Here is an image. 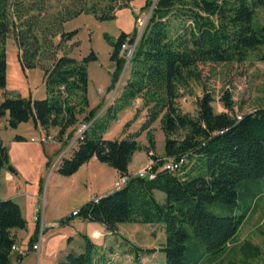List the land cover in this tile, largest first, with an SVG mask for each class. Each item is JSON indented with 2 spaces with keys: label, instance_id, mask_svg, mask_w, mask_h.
<instances>
[{
  "label": "trees",
  "instance_id": "1",
  "mask_svg": "<svg viewBox=\"0 0 264 264\" xmlns=\"http://www.w3.org/2000/svg\"><path fill=\"white\" fill-rule=\"evenodd\" d=\"M77 6L64 7L58 24L80 13H91L98 20L114 18L115 11L129 6L131 0L103 1L104 7L85 0H76ZM91 1V0H90ZM115 3L116 4L115 6ZM7 0H0V88L5 85V53L2 46L8 31ZM264 6V0H144L140 9L149 8V15L140 34L135 26L129 32L120 31L115 37L103 33L110 45L108 59L112 63L107 90L113 88L123 68L120 45H132L128 58V72L117 95L97 115L99 104L87 108V64L96 60L90 49L80 58L62 53L55 55V47L46 45L41 50L38 39L29 31L16 32L17 60L21 69L39 67L45 90L43 98L30 96H3L0 99V117L6 115V125L16 127L30 120L34 126L56 127V137L67 140L73 136L78 116L88 123L68 157H61L56 172L68 176L92 156L112 167L118 176H128L124 184L89 199L81 204L74 217L95 222L110 232L122 222L158 223L164 230V241L157 248L164 254V264H198L205 254L223 252L231 242L244 212L235 214V184L240 180L264 177V104L236 118L228 90L220 96L223 111L215 112L209 91L203 90L195 99V112L188 114L177 106L179 90L188 80L198 78L197 65L201 63L242 62L248 54L264 62V21L253 24L254 8ZM130 8V6L128 7ZM58 26V27H59ZM76 29L58 30L59 41H67ZM58 45V43L56 44ZM52 46V47H51ZM41 59L48 63L41 64ZM134 99L140 100L145 110L144 120L137 130L121 137L102 136L109 120L125 109ZM158 120L163 133V155L186 157L175 171L161 167L162 159L154 154V139L150 125ZM124 125H127L125 122ZM145 132L146 144L136 137ZM14 140H23L14 135ZM144 150L151 160L154 176L130 175L127 164L135 151ZM14 172L8 161L7 148L0 139V169ZM164 194L159 202L153 195ZM226 207L227 214H217L210 206ZM25 220L12 199H0V264H10L11 246L15 243L12 229L24 228ZM186 226L192 232L188 240ZM38 226L34 228V236ZM79 252L67 251L56 264H92L97 245L81 235ZM126 251L136 259L156 248H142L122 238ZM187 240V242H186ZM246 245L248 244L245 243ZM257 248V247H256ZM258 253V250L255 251ZM21 254H17L19 258Z\"/></svg>",
  "mask_w": 264,
  "mask_h": 264
},
{
  "label": "rangeland",
  "instance_id": "2",
  "mask_svg": "<svg viewBox=\"0 0 264 264\" xmlns=\"http://www.w3.org/2000/svg\"><path fill=\"white\" fill-rule=\"evenodd\" d=\"M153 1L154 0H151V3ZM143 2L144 0H131L129 2L130 8H128V6L116 10L114 18L112 19L98 20L91 13H80L59 26V18L56 15L58 14V16H60L64 11V7L71 9L77 6L78 2L76 0H7L6 14L8 31L2 43L6 62L5 85L3 88H0V99H2L4 95H19L22 97L31 95V98H39L43 95L44 85L41 78L42 70L39 67H34L30 68V71L26 74L21 69L17 60L18 49L14 41V35L16 32L29 30L38 39V44H41V50H48L46 46L48 44L56 46L54 50L57 56L64 53L78 59L87 54L90 49L95 53L96 60L87 64V71L89 74L88 98L90 102H93L94 96L96 97V95H98L96 88H103V97L100 98L101 100L97 103L99 104L97 115L103 113L105 107L111 102L112 98L117 95L121 84L127 76L128 59L124 60L123 68L113 88L107 90L105 85L109 84L110 72L112 70V63L108 59L111 47L103 39L102 34L106 33L113 38L120 31L129 32L133 26L137 28L138 33L141 27H143L150 10L149 8L140 9ZM85 3L87 6L94 3L98 8H102L105 5L103 1L99 2L96 0H85ZM116 4L118 3H115V6ZM136 16H140L142 19L141 21L144 20V23L141 25L135 23ZM263 21L264 6H258L254 8L253 24H261ZM59 29L63 31L76 29V33L69 40L60 42L57 34ZM57 43L58 45H56ZM40 62L41 64H46L48 60L41 59ZM197 70L198 78L189 79L187 86L179 90L176 103L181 111L191 115L194 114L195 99L201 95L203 90H207L211 93L213 98L211 105L215 112L224 110L219 99L224 90L230 92L233 102V111L237 114L251 111L255 107L264 104V62L256 60L252 54H248L247 58L239 63H201L197 65ZM139 106L140 100L134 99L129 106L117 113L115 119L109 120L107 127L109 130L106 129V132L104 131L106 133L104 137H120V133L137 130L140 123L144 120L145 115V110L140 109ZM82 116L83 114H80L78 119L80 118L81 120ZM3 117L6 118L7 116L4 115L0 117V139L6 146L11 161L20 168L22 177L26 180V191L35 193L37 190V175L44 169L45 155L41 152V148L44 147L47 151H51L50 147L54 145L55 140H49L52 137L48 136L49 139L44 142L30 141L28 138L27 142L13 141V135L18 132L7 125H3L6 124ZM82 122L86 123L81 121L79 124ZM125 122L127 125H124ZM150 133L154 139V154L159 159L165 158L163 155V133L160 129L158 120H155L150 125ZM64 136L65 135L61 138H63V142L66 144L68 140ZM55 138H57L56 135ZM136 139L140 145H145V132H141ZM139 151L143 152L136 151L134 153L136 162L139 160L141 161L144 154L147 161L143 166L135 170V172L142 170L151 162L155 163L144 150ZM59 153L56 152L48 156L50 162L46 170L52 169L55 165V158ZM104 166L109 168L107 165ZM134 173L128 174L133 175ZM108 179L109 177H107V181ZM20 180V183L23 184V180ZM11 185L12 182L2 180L0 194L3 195L1 191L4 187L10 192ZM43 188L44 182L35 203V208L38 212L42 205L41 198ZM235 190L236 198L232 211L235 214L244 212L245 217L241 221L227 248L220 253L203 255L199 259L198 264H264V177L251 180H240L236 182ZM92 197L90 199H92ZM154 197L159 202L164 200V194L160 191H156ZM76 202L77 201L72 200L70 205L75 206ZM59 207L61 208L62 205ZM210 210L217 214L229 213V209L226 207H217L216 205L210 206ZM39 221L43 220L38 218L37 226ZM90 223L91 222L77 221L73 227H64L61 229L57 228V224L56 231L62 233L64 235L63 239L65 240L68 236L66 234L67 231L68 233H72L77 229L88 233V224ZM118 224L120 233L129 235L128 237L132 239V244L136 246L157 247L164 241V230L162 228L160 231L161 225L158 223L122 222ZM145 231L147 233L142 235ZM186 231L188 233V240H190L192 238V232L189 226H186ZM151 233L154 235L152 236ZM80 242L81 239L77 235L71 242L73 252H78L80 250L79 247H77ZM247 242L248 244L246 245L245 243ZM55 244L57 243H52V245L56 246ZM18 246L21 249L23 246H26V242L19 241ZM256 250H258L257 254L255 253ZM16 254L17 251L10 254V264H33V257L35 256L33 253L29 252L23 255L20 261L17 260ZM120 255L126 256L121 251ZM147 256L148 257L143 259L142 264H164L163 253H154Z\"/></svg>",
  "mask_w": 264,
  "mask_h": 264
},
{
  "label": "crops",
  "instance_id": "3",
  "mask_svg": "<svg viewBox=\"0 0 264 264\" xmlns=\"http://www.w3.org/2000/svg\"><path fill=\"white\" fill-rule=\"evenodd\" d=\"M29 71L30 69L24 70L26 74ZM88 76L89 74L87 71V85H86L87 108L86 109H89L97 105V103L101 100L100 98L103 97V90H104L101 87H97L96 92L98 95H96V97L94 96L93 102H90L88 98V92H89ZM107 86L108 84L105 85V88ZM92 92L94 93L93 89ZM44 96H45V90L43 91V95H41L39 98H43ZM3 119L4 122H6V118L3 117ZM80 122L81 120L79 118L78 122L74 126L75 131L73 133V136L68 139L66 144H64L63 138H61V140L55 138L56 135L55 133L57 130L56 127L42 128L41 126L38 125L34 126L30 120H27L25 122L18 123L16 127L12 128L14 131L18 132L14 135H18L23 138V140L17 141L14 140L12 137L13 141L16 142H24V141L27 142V138L30 140V137H34V138L47 137L46 140H48L49 139L48 136L52 137L49 140H55L54 145L50 147L51 151H47V149H45L44 147L41 148V152L45 155L44 169L41 170L40 173H38L37 175V190L35 193L34 192L29 193L28 191H26L25 189L26 180L23 179L20 168L14 162L11 161L9 156H8V161L10 165L14 168V172H11L6 168L0 169V190L2 186V180L6 182H12L11 191L8 192L7 188L4 187L3 190L1 191L3 195L0 194V199H12L13 201H15L20 208L22 217L25 220L24 228H20V229L17 228L11 230L15 238L14 245L19 250L23 251V253L17 252V254H21L19 258H17V254H16L17 260L20 261L23 255H26L29 252H31L35 255L33 257L34 260L33 264H56V261L65 252L72 251L71 242L77 235L81 239L80 244L77 246L79 247L80 250L83 244L81 235L87 236L93 243L97 245V252L93 256L92 264H142L143 259L145 257H148L147 255H151L154 253H163L157 250V248L163 243L161 242L157 247H149V248H156L154 252L149 254H142L135 259L132 256V254L126 251V245L122 240V238H125L132 243V239L128 237L129 235H124L120 233L118 229L119 224H117L116 226V233H113L106 230L103 225L99 223L91 222L90 224H88L89 226L88 233L77 229L74 230L72 233H68L67 231L66 234L68 236L66 237L65 240L63 239L64 235L59 231H56L57 224H58L57 228L61 229L64 227L66 228L73 227V225L77 221L87 222L74 217L69 221H63L62 224H59V221L61 219L68 216L72 210L77 209L81 204L88 201L92 196L104 195L106 193H109L111 190H113L112 184L118 177V173L116 172L115 169H113L108 165L107 167L109 168H106L104 166L106 164L97 161L94 156H92L86 162L81 164L77 168V170L73 172L71 175L64 176L56 172V166L60 158L66 157V154L68 157L72 149L75 148L76 146L75 134H76L77 126L79 125ZM107 130H109V128H107ZM105 132L102 134L103 137L106 134ZM126 133H128V131L124 133H120L119 136L121 137ZM30 141H37V140H30ZM56 152L59 153L58 155L59 157L57 156L58 158L57 157L55 158L54 161L55 165L52 167V169L46 170L49 167V162H50L48 156ZM138 152H143V151H138ZM134 153L131 155L130 161L127 164V173H134L135 170L139 169L147 161L144 154L142 160L136 162V160L134 159ZM7 155H8V150H7ZM187 166L188 165L184 164L183 168L184 167L186 168ZM107 177H109L108 181H107ZM20 179L23 180V184L20 183L21 181ZM43 182H44V188L41 198L42 205L40 211L38 212V210H36L35 208V203L42 189ZM156 191L157 190L153 191L154 196ZM72 200L77 201L75 203L76 204L75 206L70 205ZM56 205L59 206L62 205V207L60 208L59 206ZM36 215L39 219L43 220L44 222L48 224L53 223L54 225L45 228L42 232H39L38 229V233L35 239L30 244L28 240H30V238L34 236V228L37 223V220L35 219ZM161 229L162 227L160 226V231ZM146 233L147 232L145 231L144 234L142 233L141 234L145 235ZM153 235L154 234H152V236ZM19 241H25L26 246H23L20 249V247L18 246ZM35 242H38L39 245L37 249L33 250L31 249V245ZM53 242L57 243L55 244L56 246L52 245ZM142 248H148V247H142ZM11 251L14 252L16 250H11ZM120 251L123 252V254H125L126 256L120 255Z\"/></svg>",
  "mask_w": 264,
  "mask_h": 264
},
{
  "label": "built area",
  "instance_id": "4",
  "mask_svg": "<svg viewBox=\"0 0 264 264\" xmlns=\"http://www.w3.org/2000/svg\"><path fill=\"white\" fill-rule=\"evenodd\" d=\"M141 17L140 16H136L135 18V23H137L138 25H141L142 23H144V20L141 21ZM140 31V30H139ZM139 35V32L137 33L136 37ZM132 45H129L127 42H123L120 45L118 54L124 58V60H127L131 54V50H132ZM236 118H240V114L236 113ZM88 123H81L77 126L76 129V134H75V139H79L81 137V133L85 130V128L87 127ZM65 137V136H64ZM30 140H37V141H45L46 137H38V138H34V137H30ZM186 163V157L184 155L178 157V158H173V157H165L162 159V163H161V167L166 169L167 171H175L178 170L182 165H184ZM154 163H150L149 165L145 166V168H143L142 170H139L137 172H135L133 175H137V176H145L147 178H152L154 176V170H152V165ZM128 178V176H118L117 179L113 182V189H117L119 187H121L124 182L126 181V179ZM98 196H93L92 199L96 200ZM76 209L72 210L70 212L71 215H75L76 214ZM35 219L37 220L38 217L36 215ZM53 223H44L43 221H39L38 224V229L39 232H42L45 228L53 226ZM38 242H35L31 245V249L35 250L38 248ZM12 250H16L18 253H23V251L19 250L15 245L11 246Z\"/></svg>",
  "mask_w": 264,
  "mask_h": 264
},
{
  "label": "water",
  "instance_id": "5",
  "mask_svg": "<svg viewBox=\"0 0 264 264\" xmlns=\"http://www.w3.org/2000/svg\"><path fill=\"white\" fill-rule=\"evenodd\" d=\"M142 28H143V27H141V29H140V31H139V34H140V32H141ZM131 51H132V50H131Z\"/></svg>",
  "mask_w": 264,
  "mask_h": 264
}]
</instances>
